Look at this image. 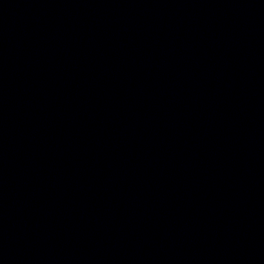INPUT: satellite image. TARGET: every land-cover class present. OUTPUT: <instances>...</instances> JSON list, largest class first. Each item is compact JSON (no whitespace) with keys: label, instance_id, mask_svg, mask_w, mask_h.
Instances as JSON below:
<instances>
[{"label":"water","instance_id":"obj_1","mask_svg":"<svg viewBox=\"0 0 264 264\" xmlns=\"http://www.w3.org/2000/svg\"><path fill=\"white\" fill-rule=\"evenodd\" d=\"M0 264H264V0H0Z\"/></svg>","mask_w":264,"mask_h":264}]
</instances>
